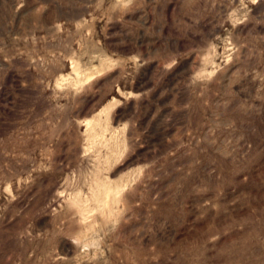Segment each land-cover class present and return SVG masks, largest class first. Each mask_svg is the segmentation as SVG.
<instances>
[{
	"label": "rangeland",
	"instance_id": "1",
	"mask_svg": "<svg viewBox=\"0 0 264 264\" xmlns=\"http://www.w3.org/2000/svg\"><path fill=\"white\" fill-rule=\"evenodd\" d=\"M0 264H264V0H0Z\"/></svg>",
	"mask_w": 264,
	"mask_h": 264
}]
</instances>
